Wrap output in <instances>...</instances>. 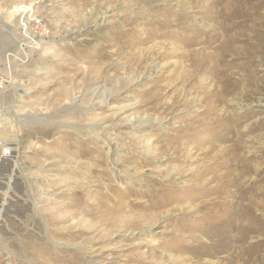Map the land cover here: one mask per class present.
<instances>
[{"label":"rangeland","instance_id":"1","mask_svg":"<svg viewBox=\"0 0 264 264\" xmlns=\"http://www.w3.org/2000/svg\"><path fill=\"white\" fill-rule=\"evenodd\" d=\"M232 1L0 0V137L14 147L0 161V264L225 255L210 244L233 221L231 178L264 204V90L247 95L264 56L226 52L225 21L245 17ZM253 11L264 31V0Z\"/></svg>","mask_w":264,"mask_h":264},{"label":"bare ground","instance_id":"2","mask_svg":"<svg viewBox=\"0 0 264 264\" xmlns=\"http://www.w3.org/2000/svg\"><path fill=\"white\" fill-rule=\"evenodd\" d=\"M261 1L262 0H258L255 2H254V0H239L238 3L236 4L237 5L236 10L228 11V15L234 16V18H240V17L245 16V17L241 18V20H229L228 19V21H225V23L223 25L224 33H226V39H225L224 44L227 45L226 52L228 54L232 53L233 55L234 54L238 55L240 53V48L238 47L237 44H241V45H243V49L246 50L247 52H249V53H254V52L260 53L261 55L264 56V31H261V30L256 31V28L250 27L247 25V17L249 15H251L252 13H254L253 10L258 7V3H260ZM233 2H234V0L232 1V4H233ZM240 27L249 28L248 31H250V32L247 34L248 37H244L243 36L244 34H242V33H239L237 35H229V32L232 30H235L236 32H240L241 31ZM4 28L6 29V27H4ZM13 31H14V29L12 28L11 33H13ZM219 35H220V33H219ZM213 37L215 39L217 38L215 36H213ZM224 61L227 62L226 64H230L229 61H226V59ZM252 64H254V63H252ZM244 67L251 68L252 65L246 66L244 64ZM223 75L226 78L230 77V73H226ZM255 76H257V75H253V77H255ZM257 78H256V80H257ZM251 82H253V81H251ZM231 83H234V84L237 83V84L241 85L242 81L236 80V81L231 82ZM245 87H247V86H245ZM250 87L251 86H249L248 88H250ZM245 90L248 91L249 89L244 88L242 90L241 94L245 95L244 94ZM250 90L251 91L247 92L248 93L247 95L251 97L254 94L256 95V93H258L260 90H264V84H262V85L258 84V86L254 85L253 89H250ZM229 93L230 92H228L226 90H222V92H221L222 100H225V97L228 96ZM2 94H3V92L0 93V99L2 98ZM236 96H235V98H236ZM233 97H232V99H233ZM233 102H234V100H233ZM5 111H6V106H4L2 101L0 100V118L3 116V113ZM7 114H8V112L6 113V115L4 114V117L7 116ZM237 124H238V122L235 123V126H237ZM0 138H2V137H0ZM3 139L6 140L5 138H3ZM13 139H15V138H13ZM8 140H6V141L9 142ZM10 145H11L10 147L12 149V152H10L9 157H11V155L14 153L13 144L10 143ZM236 149H239V150H245L246 149V148H244V142L241 141L240 139L238 140V144L236 146ZM9 157H7V158H9ZM237 158L236 159H237L238 164L244 163L245 168H243V169H246L248 171L251 170V168L249 167V164L246 162L247 157L239 154L237 156ZM242 178H243V176L242 177L240 176L239 178L237 176H234L233 178H231L233 183H235V184L239 183V186H238V188L234 194L236 202H233V204L230 205L229 210L225 211L222 214V216H223L222 218H227V217L229 218V217L233 216L232 223L228 225V228L229 227L230 228L229 229L225 228L223 231H220L216 228V231L219 233L218 234L216 233L213 237H216L217 239H215V240L213 239L211 241L212 243L210 244V247L220 248V249H222L220 251L225 253V255H222L220 257V260H218L217 263H215V264H264V218L258 213L260 211L264 212V204L259 202L255 198V197L260 198L263 195L255 185L251 186V187H245L244 186L245 182L244 183L242 181L239 182L240 179H242ZM247 179H248V177L246 178V180ZM255 181L256 182H262V181H264V177L260 176ZM256 184H258V183H256ZM248 194H250L251 197H248ZM263 201H264V199H263ZM223 221H226V220H223Z\"/></svg>","mask_w":264,"mask_h":264},{"label":"built area","instance_id":"3","mask_svg":"<svg viewBox=\"0 0 264 264\" xmlns=\"http://www.w3.org/2000/svg\"><path fill=\"white\" fill-rule=\"evenodd\" d=\"M6 88V80L3 76L2 70L0 68V93L3 92ZM10 143L4 140L3 138H0V161L5 160L7 157H9L10 152H12V149L10 147Z\"/></svg>","mask_w":264,"mask_h":264}]
</instances>
